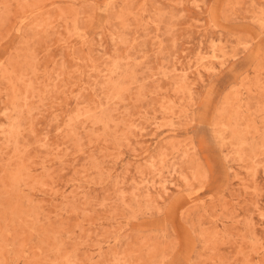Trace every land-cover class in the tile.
Here are the masks:
<instances>
[{
    "label": "rangeland",
    "instance_id": "rangeland-1",
    "mask_svg": "<svg viewBox=\"0 0 264 264\" xmlns=\"http://www.w3.org/2000/svg\"><path fill=\"white\" fill-rule=\"evenodd\" d=\"M0 264H264V0H0Z\"/></svg>",
    "mask_w": 264,
    "mask_h": 264
}]
</instances>
